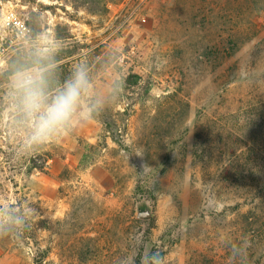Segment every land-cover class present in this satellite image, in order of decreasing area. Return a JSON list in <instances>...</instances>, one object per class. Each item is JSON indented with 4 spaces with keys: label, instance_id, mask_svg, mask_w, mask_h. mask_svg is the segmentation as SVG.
I'll return each mask as SVG.
<instances>
[{
    "label": "rangeland",
    "instance_id": "374dc122",
    "mask_svg": "<svg viewBox=\"0 0 264 264\" xmlns=\"http://www.w3.org/2000/svg\"><path fill=\"white\" fill-rule=\"evenodd\" d=\"M264 0H0V264H264ZM77 116L44 140L18 73ZM22 221L25 223H20ZM27 229V230H25Z\"/></svg>",
    "mask_w": 264,
    "mask_h": 264
},
{
    "label": "clouds",
    "instance_id": "9594fccd",
    "mask_svg": "<svg viewBox=\"0 0 264 264\" xmlns=\"http://www.w3.org/2000/svg\"><path fill=\"white\" fill-rule=\"evenodd\" d=\"M43 68L17 74L14 85L18 92V107L27 120L32 121L33 138L44 140L51 133L66 127L77 116L90 117L91 113L82 104L89 89L87 72L81 68L65 82L62 89L49 97L44 80ZM20 223H25L18 221ZM0 224V237H6ZM27 230V229H25Z\"/></svg>",
    "mask_w": 264,
    "mask_h": 264
},
{
    "label": "built area",
    "instance_id": "2783aa9c",
    "mask_svg": "<svg viewBox=\"0 0 264 264\" xmlns=\"http://www.w3.org/2000/svg\"><path fill=\"white\" fill-rule=\"evenodd\" d=\"M2 20L4 21L3 26L9 28L12 34L8 39H4V41L0 43L1 49L12 47L13 44L26 45L28 43L30 28L22 19L18 18L10 11L3 16ZM1 65L2 60L0 58V66Z\"/></svg>",
    "mask_w": 264,
    "mask_h": 264
},
{
    "label": "trees",
    "instance_id": "16d2710c",
    "mask_svg": "<svg viewBox=\"0 0 264 264\" xmlns=\"http://www.w3.org/2000/svg\"><path fill=\"white\" fill-rule=\"evenodd\" d=\"M259 11H264V9H258Z\"/></svg>",
    "mask_w": 264,
    "mask_h": 264
}]
</instances>
